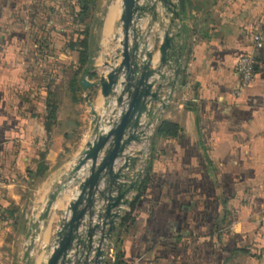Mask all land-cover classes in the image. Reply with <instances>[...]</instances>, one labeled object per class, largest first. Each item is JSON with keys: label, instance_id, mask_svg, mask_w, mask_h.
Returning a JSON list of instances; mask_svg holds the SVG:
<instances>
[{"label": "crops", "instance_id": "0c3cea01", "mask_svg": "<svg viewBox=\"0 0 264 264\" xmlns=\"http://www.w3.org/2000/svg\"><path fill=\"white\" fill-rule=\"evenodd\" d=\"M53 2L64 4L0 0V264H26L33 206L43 207L50 189L49 177L33 189L28 171L37 170L42 156L57 159L76 140L79 158L92 134L93 112L84 136L86 117L74 104L65 114L59 100L61 88L73 98L69 84L76 67L65 64L75 61L74 54L58 51L49 59L54 67H34L38 39L62 49L73 29L51 14ZM120 4L111 6L118 13L112 22L109 9L104 18L94 58L98 80L82 78L90 83L88 92L96 91L100 115L105 101L98 82L107 75L108 54L119 48L112 41L120 33ZM184 20L182 76L155 125L177 124L180 134L153 138L146 189L130 221L119 224L112 247L117 239L124 264H264V46L256 48L253 40L264 26V0H186ZM246 54L256 58L255 78L237 97V63ZM158 63L157 50L153 66ZM78 98L76 105L83 94ZM50 101L57 119L48 131ZM73 196L56 201L52 210L62 214L40 234L44 244L31 264H45Z\"/></svg>", "mask_w": 264, "mask_h": 264}, {"label": "water", "instance_id": "95a60500", "mask_svg": "<svg viewBox=\"0 0 264 264\" xmlns=\"http://www.w3.org/2000/svg\"><path fill=\"white\" fill-rule=\"evenodd\" d=\"M120 3V33L113 37L119 48L105 62L107 75L98 82L103 115L93 111L91 138L61 182V195L72 187L74 196L45 264H105L107 249L147 170L148 152L137 147L150 142V132L169 108L182 76L186 0ZM156 25L158 35L153 32ZM157 50L159 63L154 67ZM82 85L88 88L90 83ZM138 163L144 171L133 178ZM59 196H50L43 218ZM41 219L32 223L28 240ZM33 255L28 247L26 264Z\"/></svg>", "mask_w": 264, "mask_h": 264}, {"label": "trees", "instance_id": "16d2710c", "mask_svg": "<svg viewBox=\"0 0 264 264\" xmlns=\"http://www.w3.org/2000/svg\"><path fill=\"white\" fill-rule=\"evenodd\" d=\"M62 1V0H59ZM63 2H53L50 5L51 14L54 17H59L60 24L70 23L73 29L66 33L71 34L69 38L65 40L62 49L57 48L53 45L50 40L38 39L36 45L34 46V55L37 56L35 59L34 67L38 71L43 68H52L54 64L49 63L50 58H54L56 52H62L65 54H74L75 61L70 64H65L67 67H76L73 72L72 79L69 84V89L73 95L74 102H80L78 94L83 91L90 90L82 85V78L89 77L90 79L98 80L97 74L94 72V58L97 51V44L94 42V34L92 22L95 19L94 14L99 9L98 0H75L76 4L73 5V0H63ZM62 11V14L59 12ZM59 14V15H57ZM57 15V16H55ZM105 15V11L103 12ZM102 22H100V27ZM69 27V26H68ZM35 71V69H34ZM56 113L57 106L51 101L47 105V118H46V129L49 131L52 126L56 123ZM180 134V127L177 124H173L167 121L160 122L154 132V138H177ZM45 156L40 158L36 171H28V176L34 181L43 180L46 178L48 173V166L45 163ZM148 170L147 167L145 177L141 180L139 187L137 189V195L132 199L129 209L130 211L125 213L121 219L120 228L124 227L129 221L131 213L134 209V204L139 199L141 194L146 189V184L148 183ZM113 249L115 251V262L113 264H124L121 260L120 248L118 246V241L113 244Z\"/></svg>", "mask_w": 264, "mask_h": 264}, {"label": "rangeland", "instance_id": "374dc122", "mask_svg": "<svg viewBox=\"0 0 264 264\" xmlns=\"http://www.w3.org/2000/svg\"><path fill=\"white\" fill-rule=\"evenodd\" d=\"M119 3L120 0H98V4H99V9L98 11L94 14L95 19L92 22V27H93V40L94 42L97 44V51L95 54V57L99 56L100 54V34H101V29L104 23V18L108 12L109 7L113 6L115 3ZM105 11V15H103V12ZM100 22H102V26L100 27ZM119 27V24H117ZM120 31V28H118ZM114 44L116 45L114 39L112 41V45L114 47ZM116 52V51H115ZM115 54L110 53L108 54V59L109 61L111 59H113V56ZM70 73H66L67 76L65 77H69ZM84 96V98L82 99L81 104H75L73 98H71V95H69L67 92H65V90H63L62 88L59 90V100L61 102V104H63V107L65 106L64 109V113L66 114L68 111V108L71 104H74L75 106V110H77L76 112H78V116L80 115H84L86 117L85 119V128L82 129L83 135H87V129L86 127L88 126V123L91 119V112L96 111L99 114V111H97L96 109H98L100 106L98 105L97 102V94L96 91L91 90L90 92L85 91L84 93H80L78 96L82 95ZM81 98V97H79ZM81 105V106H80ZM154 138V135H152L151 140L148 144H146V146H144V148L149 149L151 146V142ZM80 146V144H78V140H76L75 142L70 144L69 149L64 148V152L62 153V155H60V157H58L57 159L50 161V160H45V163L48 166V170L49 172L47 173L46 178L48 179L49 177V182L48 185L50 186L49 192L46 196V198L43 200V207H40V205H35L34 207V217H33V222L35 221H39L41 218V224L40 227H38L36 229V232L34 233L35 235L37 234L38 236H40V234H43L44 229L47 227V225L50 223V221L52 220V218L54 217H58L62 214V210L63 209H59L56 211V213L51 210L49 213V216L47 218H43L45 212H46V208H47V204L50 200V196L52 195H60L58 200L61 198H68L69 194L73 193V188L71 187L68 192L64 193L61 195V182L63 181V179L65 178L66 174L72 169V167L74 166V164L77 162L78 160V147ZM137 150H141L140 147H137ZM148 152V157L151 153V148L150 150H146ZM142 152L143 148H142ZM46 159V158H45ZM45 178V179H46ZM44 180V179H43ZM43 180H37L34 181L33 183V189H36L37 186L42 183ZM135 195V194H134ZM33 199H35V197H33ZM34 201V200H33ZM42 204V203H41ZM43 241L39 239H37L33 245L31 246V249L34 250V252H36L39 248V246H42ZM47 246H50V244H47ZM32 262V261H31Z\"/></svg>", "mask_w": 264, "mask_h": 264}, {"label": "built area", "instance_id": "2783aa9c", "mask_svg": "<svg viewBox=\"0 0 264 264\" xmlns=\"http://www.w3.org/2000/svg\"><path fill=\"white\" fill-rule=\"evenodd\" d=\"M253 40L256 48H261L264 46V26L261 29H258L254 35ZM255 66H256V58L253 54L243 55L238 63H237V72L240 77V85L238 90L235 92L236 96L239 97L243 90L247 89L254 81L255 78ZM155 128L150 132V135H154ZM146 145H142L140 148L145 152L147 148H144ZM144 171V166L141 164H137L133 178L137 177ZM134 198V195L131 196V200ZM128 211V210H127ZM36 232V230H35ZM33 232L31 240H28L26 247H31L33 243L40 238L37 234L35 235ZM34 254V250H33ZM115 262V251L112 247V243L109 245L106 256H105V264H113Z\"/></svg>", "mask_w": 264, "mask_h": 264}, {"label": "bare ground", "instance_id": "6f19581e", "mask_svg": "<svg viewBox=\"0 0 264 264\" xmlns=\"http://www.w3.org/2000/svg\"><path fill=\"white\" fill-rule=\"evenodd\" d=\"M110 12H111V14H110V15H111V17H110V21H111V20L113 21V19L115 18V16L118 14V13H117V9L114 10V7H113V8H111V11H110ZM112 21H111V22H112Z\"/></svg>", "mask_w": 264, "mask_h": 264}]
</instances>
